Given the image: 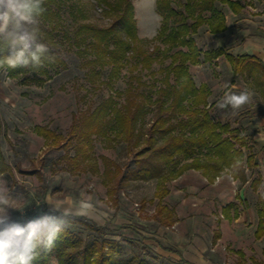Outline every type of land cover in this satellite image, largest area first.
I'll return each instance as SVG.
<instances>
[{"label":"rangeland","instance_id":"374dc122","mask_svg":"<svg viewBox=\"0 0 264 264\" xmlns=\"http://www.w3.org/2000/svg\"><path fill=\"white\" fill-rule=\"evenodd\" d=\"M240 1L245 8L238 15H234L227 5L216 3L229 30L212 34L207 24L201 26L194 35L200 49L224 48L234 56L243 55L245 53L236 48L242 32L264 37V0ZM132 2L139 38L154 39L162 25L157 0ZM172 2L175 8L183 10L186 0ZM104 9L97 0H61L60 17L50 22L58 26V39L62 43L60 53L67 68L52 71L51 79L45 83L29 82L23 76L11 78L5 70L0 71V149L10 166L0 178L7 182L11 205L23 210L24 218L36 213L54 215L51 212L54 208L61 213L89 218L103 228L100 233L90 232L82 225L70 226L71 229L84 239L102 236L120 244L122 258L129 262L137 258L150 260L153 264L260 262L264 238L256 239L255 230L258 196L264 191V143L256 142L253 137L255 131L260 130L258 123L264 118L261 68L252 64V76L234 77L224 57L212 63L190 66L196 84H206L212 91L209 98L213 104L211 116L215 121L229 123L233 131L241 132L250 146L246 152L254 154L256 165L249 169L243 163L238 170L226 171L213 182L194 169L167 182L168 193L162 204L173 211L172 217L166 210L158 214L156 179L131 180L121 186L116 185L115 179L108 182L102 158L125 168L135 167L133 154L124 142L108 140L103 134L93 135V148H85L88 156H80L74 161L77 140L70 139L74 117L95 109L114 93L106 85L88 80L87 69L82 66L83 56L74 45L76 39L73 37L83 23L108 25L111 17ZM64 33L72 38L71 42L65 40ZM155 44L162 48L157 42L149 44V50ZM169 63L168 59L155 62L152 70L156 76L140 67L134 74L140 75L151 86L158 85L159 70ZM129 66L123 70L114 89L123 91L126 88L131 75ZM108 72L109 67L104 70L102 80L107 79ZM225 84L234 87L225 89ZM245 87L254 93L249 104L235 112L217 107L225 91L239 92ZM153 116L154 111H151L145 122L149 124ZM38 127L61 134L63 140L51 143L37 132ZM108 134L114 138L111 131ZM66 140L70 141L68 145ZM258 175L263 178V183L256 191L251 182ZM9 211L13 219L21 218L20 211ZM217 233L220 234L218 240ZM237 251L243 252L244 257ZM52 264H57L55 258Z\"/></svg>","mask_w":264,"mask_h":264},{"label":"trees","instance_id":"16d2710c","mask_svg":"<svg viewBox=\"0 0 264 264\" xmlns=\"http://www.w3.org/2000/svg\"><path fill=\"white\" fill-rule=\"evenodd\" d=\"M217 2L227 5L235 15L245 8L240 0H186L183 10H178L173 6L172 0H157V10L162 17L161 29L154 39L142 40L138 36L132 0H97L111 17L110 23L106 26L83 23L73 36L76 39L74 45L83 56L82 66L87 69L88 80L114 90L95 109L74 117L70 127V139L77 140L74 161L80 156H88L85 148H93V135L103 134L108 140L124 142L133 154L135 167L125 168L102 158L104 174L107 175L108 182L117 180V186L131 180L156 179L159 215L166 210L172 217L173 211L162 204L168 193L165 185L186 171H201L209 182H213L226 171L238 170L243 163L249 169L256 165L254 154L246 152L250 146L241 132L233 131L229 123L213 119L210 113L213 104L209 101L212 91L206 84L198 86L190 72V66L212 63L224 57L230 64L234 77L252 76V56H234L224 48L203 51L197 45L194 35L201 26L207 24L212 34L227 30L225 16L217 10ZM60 5L61 0H43V11L37 17V23L28 28L34 36L33 49L37 44H43L48 49L42 57V66L38 69H12L5 65L0 71L5 70L11 78L23 76L29 82L43 84L51 79L52 71L67 68L60 53L62 43L58 39V26L50 22L55 17H60ZM206 13L210 16H206ZM64 38L69 42L72 40L68 33H64ZM157 42L162 48L155 44L149 50V44ZM3 49L4 43L0 40V55L7 54ZM167 59L170 63L160 68L161 77L156 78L158 85L154 83L151 86L140 75L134 74L140 67L156 76L157 73L152 70L153 64ZM128 65L131 75L126 88L123 91L114 89ZM107 67V79L102 80ZM261 70L264 74V65ZM152 106L154 110L151 109ZM151 111H154V116L147 124L145 118ZM110 131L113 139L108 134ZM37 132L51 143L63 140L61 134L44 127H38ZM69 142L66 140V145ZM9 169L0 149V176ZM262 183L263 178L258 175L252 180L251 187L258 191ZM258 199L255 237L262 239L264 191L259 193ZM42 214H32L26 219ZM63 214L54 212L56 216ZM66 218L69 223L58 234L55 246L51 251H43L33 264H52L53 258L57 264H153L143 258L130 262L124 260L120 244L102 236L84 239L70 227L82 225L90 232L100 233L103 228L91 219L72 214H68ZM215 237L216 240L220 239V234L217 233ZM237 253L244 257L243 252ZM262 256L263 259L256 264H264V249Z\"/></svg>","mask_w":264,"mask_h":264},{"label":"clouds","instance_id":"9594fccd","mask_svg":"<svg viewBox=\"0 0 264 264\" xmlns=\"http://www.w3.org/2000/svg\"><path fill=\"white\" fill-rule=\"evenodd\" d=\"M43 0H0V40L4 43L0 55V68L17 67L38 69L42 66V57L48 51L45 45L37 44L33 49L34 36L28 30L37 23V17L43 11ZM225 89L231 85L225 84ZM254 93L250 88L239 92L227 90L218 100L219 109H231L234 112L249 104ZM7 182L0 178V264H33L43 251H51L55 240L63 227L67 226L68 213L56 216L44 213L36 218L26 219L23 210L13 207ZM10 209L21 212V218L13 219ZM57 209L51 210L54 213Z\"/></svg>","mask_w":264,"mask_h":264},{"label":"crops","instance_id":"0c3cea01","mask_svg":"<svg viewBox=\"0 0 264 264\" xmlns=\"http://www.w3.org/2000/svg\"><path fill=\"white\" fill-rule=\"evenodd\" d=\"M228 30L229 28L226 31ZM262 32L264 33V28ZM242 33L243 36L241 38V42L238 46H236V48L242 51V53H247L248 55L252 56V64L260 69L261 66L264 65V37L253 35L250 32L248 34H244V32ZM258 126L260 127V130L255 131L253 139L256 142L264 143V118L261 123H258Z\"/></svg>","mask_w":264,"mask_h":264}]
</instances>
